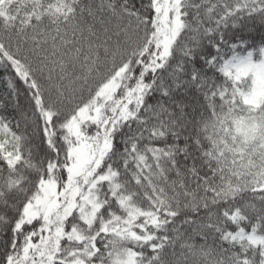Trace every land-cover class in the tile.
I'll return each mask as SVG.
<instances>
[{
	"label": "snow or ice",
	"instance_id": "1",
	"mask_svg": "<svg viewBox=\"0 0 264 264\" xmlns=\"http://www.w3.org/2000/svg\"><path fill=\"white\" fill-rule=\"evenodd\" d=\"M0 264H264V0H0Z\"/></svg>",
	"mask_w": 264,
	"mask_h": 264
}]
</instances>
